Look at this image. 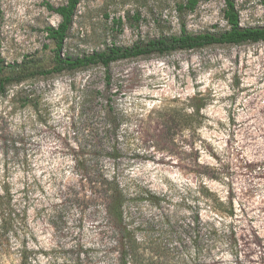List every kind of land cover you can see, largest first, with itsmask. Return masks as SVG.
<instances>
[{
    "label": "rangeland",
    "instance_id": "374dc122",
    "mask_svg": "<svg viewBox=\"0 0 264 264\" xmlns=\"http://www.w3.org/2000/svg\"><path fill=\"white\" fill-rule=\"evenodd\" d=\"M184 2L80 0L62 51L227 28L223 0L181 15ZM234 2L242 27H264V0ZM64 3L0 0L5 62L50 68L45 29L60 17L47 5ZM108 73L36 76L0 97V244L10 252L0 264H18L21 246L31 264H121L130 244L127 264H264V41L116 61ZM191 104L203 105L198 127L163 135L161 114ZM113 178L121 225L104 199Z\"/></svg>",
    "mask_w": 264,
    "mask_h": 264
},
{
    "label": "trees",
    "instance_id": "16d2710c",
    "mask_svg": "<svg viewBox=\"0 0 264 264\" xmlns=\"http://www.w3.org/2000/svg\"><path fill=\"white\" fill-rule=\"evenodd\" d=\"M200 0H185L184 3H179L176 6L179 14L186 11L193 12ZM223 19L226 22L227 28L218 33L204 32L199 34L188 33L181 26L178 35L159 36L147 41H138L130 46L120 47L111 45L105 47L101 51L92 52L82 56H70L63 53V45L67 38V34L73 23L80 0H65V3L53 7L47 5L48 10L57 14L60 17V22L57 26H49L45 29L46 38L51 42L52 48V66L50 68H39L32 65L30 60H22L21 62L7 63L1 56L0 52V97L6 92L7 86L11 84L21 83L27 79L36 76H48L59 74L65 71H73L84 69L91 66H101L106 71L107 81L110 79L108 68L109 66L121 60L134 59L151 55H164L175 51H189L201 49L214 45H241L245 43H258L264 41V27H242L240 25L239 13L236 10L234 0H223ZM117 23H120L117 21ZM191 108L190 114H178L179 110H169L165 114H161V130L163 135H169L173 130H182L189 128L193 130L198 127L200 119V109L203 105H189ZM110 114H104V117L109 119ZM114 120H109L107 126L110 130H115L116 125ZM107 193L104 195L105 201L112 200L108 208V214L113 217L121 225L122 223V204L124 194L120 189L117 180L113 178L108 181ZM11 212L8 213L11 216ZM11 220L9 221V223ZM12 223V222H11ZM4 224V223H3ZM118 234L124 235L125 228L118 226ZM6 245L0 244V254L9 255ZM134 250L133 245H128L127 249L121 255V264H127L126 257ZM6 251V253H5ZM18 264H31L29 258V250L21 246L17 250Z\"/></svg>",
    "mask_w": 264,
    "mask_h": 264
}]
</instances>
